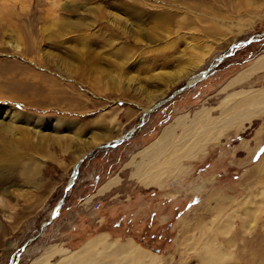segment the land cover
<instances>
[{"label":"rangeland","instance_id":"374dc122","mask_svg":"<svg viewBox=\"0 0 264 264\" xmlns=\"http://www.w3.org/2000/svg\"><path fill=\"white\" fill-rule=\"evenodd\" d=\"M251 1L0 0V264H59L99 237L70 264H264V112L162 170V187L136 175L176 119H221L264 87V71L229 85L264 55V0Z\"/></svg>","mask_w":264,"mask_h":264},{"label":"bare ground","instance_id":"6f19581e","mask_svg":"<svg viewBox=\"0 0 264 264\" xmlns=\"http://www.w3.org/2000/svg\"><path fill=\"white\" fill-rule=\"evenodd\" d=\"M251 2H253L255 5H259L258 1L256 2V0H252ZM253 3L250 5H253ZM227 57L222 58L226 59ZM224 59L219 60L214 66L222 63V60ZM214 68L215 67H212L211 71ZM207 71L208 69L198 73L193 77H190L188 84H194L195 82L199 81L202 82L203 80L207 79L208 77L204 78L205 76H209L210 74V72L208 74ZM261 71H264V55L256 58L253 64L247 70L240 73L229 85L232 86V84L236 85L240 82H243L255 73ZM238 95L239 98L237 100H231L233 101L232 103H229L231 105L226 102L223 104L221 112L222 117L221 119L219 118L220 120L211 119L209 114L210 111L204 109L202 112L197 114L196 119L190 126L184 124L186 120H183V118H178L172 125L167 126L162 132L159 139L151 146L154 153L152 156L148 157L147 160H149V162H146V164H143L142 166L140 165L136 169V175L138 176L139 181L149 187H162L161 183L157 182L159 181L157 177H159V174L162 170L167 171V169H172L173 166H176L177 164L180 167L182 161L184 162V160H192L197 158V156L201 153V150L204 148L205 144L207 142H210V140H207V138H210L211 135L214 136L218 133L221 134L226 130V128H229L230 126L232 127L233 124H235L234 120L239 119V122H241L242 120L244 122H248L253 119V117L259 116L264 112V87L257 90H252L251 92L245 91L239 93ZM150 111H152V109L145 112V114L147 113L145 117H147L151 113ZM241 126L242 125H239L238 130L242 128ZM212 141L213 139H211V142ZM165 153L167 159L165 157L161 160V158L155 157L156 154L163 155ZM84 157H81L75 164L67 186L71 184L72 188L75 184L80 169V167L78 168V166ZM163 161L167 162V164H164L165 162ZM114 183L115 182L110 181L108 185L105 186L106 188H104V190L110 188ZM101 239L102 238L99 237L87 242L78 251L69 253L64 250L59 251L61 257L59 264H70L71 261L76 262V259L84 255V253L100 245ZM129 243L133 245V242L130 240ZM104 246L106 245L104 244ZM115 249L119 250L121 249V247H116Z\"/></svg>","mask_w":264,"mask_h":264},{"label":"water","instance_id":"95a60500","mask_svg":"<svg viewBox=\"0 0 264 264\" xmlns=\"http://www.w3.org/2000/svg\"><path fill=\"white\" fill-rule=\"evenodd\" d=\"M261 36H264V34H263V35H259L258 37H261ZM254 39H255V38L252 37V38L249 39L248 41H243V42H240V43L234 45V46L231 48L230 52H229L227 55H224L223 57L225 58V57H227V56L232 55L233 52L236 51L238 48L250 44L251 42L254 41ZM224 58H222V59H224ZM218 60H220V59H218ZM222 61H223V60H222ZM211 69H212V67L208 69V71H207L208 74H209V72L211 71ZM206 77H208V75L205 76L204 78H206ZM199 82H200V81H199ZM199 82H195L194 84H187L186 86H184L183 88H181L180 90H178L177 92H175L174 94H172L167 100L158 103V104L155 106V108H158V107L162 106L163 104H165V102H167V101H169V100L175 98L178 94L182 93L183 91L189 89L190 87L194 86L195 84H197V83H199ZM155 108H152V111H150V112H153V111L155 110ZM150 112H149V113H150ZM146 114H147V113H146ZM146 114H145V113L143 114L142 121H141V123L139 124L138 127H135V128H133V129H131L128 133L124 134V135L122 136V138H120L119 140L113 141L112 143H108V144H106L105 146H103L102 148H104V149H105V148H106V149H109V148L117 147L120 143H122V142L125 141L126 139L132 137V136L134 135V133L136 132V130H137L138 128L142 127V126L145 124V116H146ZM100 148H101V147H100ZM88 157H89V155H87L86 157H84V158L81 160V162L79 163L78 168L81 166V164H82V163H83ZM77 174H78V172H77ZM77 174H76V175H77ZM73 178H74V177H73ZM71 186H72V185L70 184L69 186L66 187V193H65L64 197L61 199V201L59 202V204H58L57 207L55 208V211H54L53 215L51 216L50 220H49L48 222H46V223L43 224V226H42V228H41L42 231H43L48 225H50V224L53 222V220L59 215V212H60L62 206H63L64 203H65L66 196H67L69 190L71 189ZM26 247H27V244L23 247V249H25ZM19 255H20V254H19Z\"/></svg>","mask_w":264,"mask_h":264},{"label":"crops","instance_id":"0c3cea01","mask_svg":"<svg viewBox=\"0 0 264 264\" xmlns=\"http://www.w3.org/2000/svg\"><path fill=\"white\" fill-rule=\"evenodd\" d=\"M113 180V182H115L114 183V185L108 190V191H104V193H106V192H111V191H113V189L115 188V186L117 185V183H118V180L115 178V179H112ZM95 196H93V198H94ZM90 199H92V198H90ZM86 201L87 200H84V201H82L81 203H86Z\"/></svg>","mask_w":264,"mask_h":264}]
</instances>
